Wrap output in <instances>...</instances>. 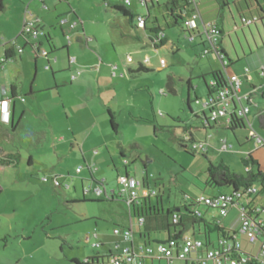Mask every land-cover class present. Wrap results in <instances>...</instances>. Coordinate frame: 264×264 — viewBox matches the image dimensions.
<instances>
[{"label":"rangeland","instance_id":"1","mask_svg":"<svg viewBox=\"0 0 264 264\" xmlns=\"http://www.w3.org/2000/svg\"><path fill=\"white\" fill-rule=\"evenodd\" d=\"M3 5L4 10L0 11V55H3L5 43L14 39L23 45L25 39L27 42H35L36 38L25 37L24 39L18 35L21 30V16L24 11L27 14L38 10L43 3L41 0H3ZM103 11V8H98L97 16H94L96 22L90 26L92 29L90 34H94V38L104 45L106 50L110 49L107 51V58L115 62L109 64L112 66L111 69L109 68V74L114 88L111 87L112 89H107L106 92L103 89L101 96L104 101L114 98L108 102V105L116 111L115 121L118 129L114 135L118 140H112L115 143H110L109 147L117 152L118 143H121L122 152H124L123 160L128 163L126 168L129 176L141 179L144 177V167L147 166L146 172L150 186L154 190H159L163 197L162 204L170 206L177 202L187 204L193 200L196 201L200 195H216L229 190L226 187L207 184L202 186L209 162L222 161L229 166L230 171L243 174L244 167L241 159L247 156L244 150L247 148L252 151L253 160L261 161L258 163L261 170L264 164V146L256 149L252 140L246 141L249 135L245 118H243L244 129L234 132L213 122L209 123L210 129H204L202 124L203 113L206 118L209 115L203 102L207 98L205 85L210 79V69L214 70L218 67L225 79L231 77V74L238 75L242 81L241 92L249 89V82L243 77L245 68L249 67L246 58L250 52L256 53V47H260L261 40L264 41V30L261 26L256 24L262 37L258 36L252 23L249 27L242 25L233 6H230L229 10L222 9L224 31L219 39L225 57L219 59L204 37L201 36V40L195 37L194 40L189 41L187 37H182L179 27H165L159 20L160 26L170 39L168 50L160 48L157 53H153L152 65L146 73L137 72L129 75L125 68L128 65L134 66L135 63L127 64L122 56L133 49L136 39L132 34L135 31L130 29L123 41L117 40L121 38L117 35L111 41L110 30L106 27L105 21L115 11H108L111 12L109 15L104 14ZM39 24L42 27L41 20ZM67 25H64V28ZM37 38L45 42L43 35ZM141 40L144 41V38ZM202 42H204L203 45ZM45 45H47L45 51H48L49 45L46 42ZM204 49L209 52L204 53ZM38 56L39 61L43 62L41 67L44 68L46 57L39 52ZM48 56L52 57V54L48 53ZM141 56L142 54L136 55L139 59ZM161 57L165 64L163 67ZM29 60L28 69L32 73L33 61ZM133 60L135 62V57ZM114 65L117 66L113 67ZM45 72L49 74L48 70ZM66 75L69 77V72ZM121 75L123 77H120ZM168 76L173 81L175 90L173 94L167 92L165 87ZM187 79L190 84L188 91ZM116 80L120 83H116ZM4 82L0 77V88L5 87V91L9 94V86ZM117 84L121 87L115 89ZM253 95L258 101L264 100V95L263 99L255 92ZM38 102H42V97ZM251 102L253 103L252 100ZM252 103H249L250 112L253 109ZM129 112H132L134 117H130ZM40 119L43 118L38 115L35 119L25 122L20 132V142L16 141L22 150H26L25 147L28 146V139L31 136L37 139L43 136L42 127H38L39 130L32 127L36 124L35 121ZM251 125L264 140V129L258 128L255 120H251ZM186 126L190 130L186 131L184 128ZM108 130L110 139H114L109 126ZM189 132L193 133L195 141H203L202 135L206 134V141H203L206 146L205 154L192 150L189 143L182 142L183 137ZM224 142L229 148L221 150ZM100 150L103 151V149ZM119 157V154L115 157L114 165L110 159H107L108 166L104 168L107 169L104 172L108 171L103 177L106 181L104 186L108 192L112 189L120 190L117 175L123 173V165ZM150 160L151 162L148 163ZM72 161L70 156L66 157V165L68 164L69 167L66 170L69 174L59 176L57 187L50 185V179L46 182L40 181L46 174L50 175L46 166L35 164L29 167L23 162L16 167H6L5 171L0 170V213L3 214H0V264H16V259L21 256V252L28 254L26 255L27 264H75L72 262V257L77 256L78 260L84 261L85 258L100 252L101 247L91 246L96 239L87 243L83 238L92 231L94 223H98L111 234L116 226L120 228L128 226V208L125 201L116 199L109 201V198L104 197L99 202L89 201L87 198L95 194L93 191L95 184L83 176L85 171L80 174L74 173L73 167L70 166ZM73 164L76 165V163ZM81 167L82 164L77 166L79 171ZM100 173L98 176L102 174ZM259 186L258 183L252 186L256 193L251 197L254 198V204L263 209L259 216L264 219V194L259 193ZM84 191H89L90 194ZM83 196L85 200H82ZM69 197H76L75 202L65 203V198ZM195 209L198 208L195 207ZM79 213L83 221L73 222L75 215ZM181 213L182 221L185 222L187 214L182 209ZM76 216L78 218V215ZM136 221L137 219L133 217L134 224ZM67 232L71 234L69 235L71 240L64 237V233ZM155 236V233L152 234L151 239ZM152 244L154 246V243ZM105 247L103 246V249ZM114 249H112L113 253ZM164 263L165 261H161V264ZM179 263L183 264L182 261Z\"/></svg>","mask_w":264,"mask_h":264},{"label":"crops","instance_id":"2","mask_svg":"<svg viewBox=\"0 0 264 264\" xmlns=\"http://www.w3.org/2000/svg\"><path fill=\"white\" fill-rule=\"evenodd\" d=\"M163 1L165 0H157L159 4ZM192 1L193 0H191V2ZM41 3H43L42 7H40L41 9L39 8L38 10L30 11L27 14L24 11V14H22L21 16V29L24 20L31 19L35 16L39 17L41 20L42 29L45 31L44 34L49 35L54 48L53 51L49 49L50 47L48 48V51H45L47 50V45H45L46 40L44 39L45 42H42L38 38H36L34 43L27 42L28 44H31L33 50L36 53L35 55L31 53V50L26 43H24V45L19 44L15 39V42L12 43L11 46L5 45L6 51H12L13 58L0 66V77L3 78V80L5 81L4 83L9 86L10 90V93L8 94V91H5V87L2 86L0 88V100L5 99L9 101L7 106V110L9 111V123H4V121L1 120L0 114V156L11 153H18L21 157L20 163L25 162V165L29 167L35 164L46 166V168H48L47 171L50 173V175H46L50 177L53 176L58 181L59 176L69 174V171L66 170L69 169L68 164L66 165V157L70 156L73 161L72 164L70 165L69 163V165L73 167L74 173L80 174L85 171L83 176H85L86 179H90L93 182L92 178L94 176L97 181H100V183H102L101 187L103 189V193L97 192L94 186L93 191L95 194H91V196L87 198L89 201L99 202L101 198H109V201H113L114 199H116L122 202L127 196L125 192H120L119 189L118 191L112 189L108 192L104 186L106 182L103 178L105 175L104 173H108V171L104 172L105 170H107L104 168L108 166L107 159H110V161L114 165V159L119 154V159L124 168L123 173L117 175V179L118 176L126 175L129 178H135V176H129V172L126 168V166H128V163L127 161L123 160L124 152H122L123 147L121 146V143H118L119 149L117 150V152L113 151L112 148L109 147L110 143L112 144L113 141L118 140V138H116L114 135V133H116L118 129L117 123L115 121L116 111H114L115 109L112 108L111 105H108V102L112 101L114 98H112L110 101H104V98H102L101 96V92L103 89L106 92L107 89H112L111 87L114 88L113 81H110L109 74V68L111 69L112 67L109 64H112L113 60L107 58V51H109L110 49L106 50V48H104V45H102L96 38H94V34H90L92 32L90 26L92 24H95L96 22L94 16H97L98 8H103V13L107 15L111 13L108 11H115L114 14H110L111 16L107 19V21H105L106 27L110 30L109 35L111 41L116 37V35L121 37L117 38V40L122 39L123 41V39H125V35L129 33L130 29L135 31L134 34H132V36L136 39L133 44V49L129 52H126L125 55L122 56L124 57L127 64L135 63L134 66L128 65L125 68L126 72L131 75L138 72L137 70H135V68L138 66H143L144 68L149 69L152 65L151 56L153 55V53H157L158 49L160 50L161 48L168 50V47L170 46V39L166 36L167 34L164 32L158 22L159 20H161V23L164 26L165 13L161 8H158L156 4H148L147 8L141 7L137 0H132L129 7H124L130 12L131 17L124 16L121 12L113 8V6L115 5L122 4L121 0H41ZM195 5L199 12V17L195 20L197 27L194 31L192 40H194L195 37L201 40V36H205L202 32L203 22H214L219 30L222 31L223 35L224 24L222 10H219L217 2L215 0H195ZM230 6H233L236 9L238 15L240 12L243 15L245 14V17L247 16V18H249L251 16V13L254 14L257 3L256 0H227V4L223 9L229 10ZM135 14L145 16L144 27H140L136 24L134 20ZM70 23H75L74 28L70 27ZM66 24L68 25L64 28V25ZM252 24L254 25V29L258 36H261L256 24H259L264 30V18L261 19L260 17H258V21H255ZM249 25L245 26L249 27ZM160 30L163 31V35L161 37L163 44L153 41L156 34L159 33ZM181 32L183 34L182 37H186L187 33L183 32L182 29ZM250 33L254 37L253 32L250 31ZM66 35L70 36L69 42L66 38ZM141 38H144L145 42L141 40ZM203 43L204 42H202V45ZM219 44L221 46V41H219ZM155 45L158 47L156 48ZM117 47H119V45H117ZM263 48L264 41L261 40L260 47H256V53L250 52L247 55L246 61L249 63V70H247L243 74L244 79L249 82V89L243 91L242 93L250 92L253 101V109L251 110V112L249 109L245 117L246 121H248V123L250 124L251 120H255V122L257 123L256 120L258 119V116L264 113V100L258 101L253 95V92L257 93L261 98L264 95V71L263 75H260V70H264ZM112 49L114 50V46H112ZM38 52L41 55L43 52L46 53L45 61L46 64H48L49 69H44L41 67L43 62L39 61ZM48 52L52 54V57L48 56ZM208 52L209 51L207 50L206 53ZM138 54H142L141 59L136 57V55L138 56ZM43 57L45 56L43 55ZM134 57L136 59L135 62L133 60ZM217 57L221 59L219 56ZM29 59H32L33 61L32 66L34 71L32 73L30 72V69H28V65L30 64ZM71 59L73 60V62L71 61ZM160 61L163 62L162 57L160 58ZM116 66L117 65H114L113 67ZM46 70L49 71V74L45 72ZM210 70L216 71L218 70V67L217 69ZM68 72L69 77H67L66 75V73ZM77 72H80L79 75L77 74L78 76H76ZM142 72L146 73L145 71H141L138 73ZM73 75L75 76V78H72ZM231 75L238 76L236 74ZM120 77L123 76L121 75ZM118 82L119 81H117L116 83ZM188 82L189 80L187 79V83ZM119 86L120 84H117V86H115V89H117ZM186 88L188 91L189 89L187 85ZM116 96L118 97V95ZM40 97H42L41 103L38 102ZM186 101L188 102V98ZM93 102H95L96 104H94ZM119 103L122 104L121 101H119ZM108 112L113 115V121L116 123V131H113L110 126ZM0 113H2L1 107ZM51 114L53 117L51 116ZM38 115H41L43 119H40L39 121L36 120V124H34L32 127L37 128V130H39L38 127H42L43 136L41 138L39 137L38 139L31 136L28 139V146L25 147L26 150L24 151L19 147L20 145L18 146V144H16V141L20 142V132L23 130L25 122L35 119ZM129 115L130 117H134L132 112H129ZM203 116H205L204 113ZM226 119L227 118H221L214 124L227 129ZM202 124L204 129H207V127L210 129L209 122L207 124L208 126L204 121ZM108 126L111 132H113L114 139H110L111 135L108 133ZM184 128L186 131L190 130V128H187V126ZM242 129L244 128L237 130ZM235 130H233V132ZM186 135L189 136V139L191 141H195L192 132H189V134ZM205 135H202V140L204 142L206 141ZM235 139L236 142H238L236 136ZM250 140H252L250 137H246V141ZM185 141L186 140H184L183 137L182 142L184 144L187 143ZM257 148L260 147L256 146V149ZM100 149H103V151H101ZM244 150L247 155L252 158V151L247 148ZM254 161L257 164L261 162L258 159H255ZM149 162H151V160L148 161V163ZM73 163H76V165H74ZM81 164L82 167L80 168V171L76 172L75 169ZM146 167L147 166H145L143 170L144 177L135 180L141 181L143 188H152L149 184V176L146 172ZM5 169L6 167H3L0 164V170L5 171ZM258 169L260 170L259 164ZM245 170L246 169L244 168L243 171ZM260 171L264 173V164ZM99 172H101L103 175L100 173L101 175L98 176ZM204 184L206 185V179L204 180L202 186ZM50 185H52L51 179ZM142 187L139 190L140 195H142ZM155 191L156 194L154 196H149L147 198L145 197L143 200H141V208L145 211L151 210L152 212H164L167 209H172V212L179 214L180 222L187 228L185 231H183L184 235H189L191 237L202 240L203 237L200 236V234H202V232L204 231L202 222L209 224L210 227L217 226L218 228L234 231L237 228L238 210L237 206L234 204H231L229 206L227 214L225 216H221L217 213V209L209 208L202 205L201 203L194 202L192 203V210H195L200 214L202 222H200L198 219H195V223L190 225L191 217L187 214L185 222L182 221L183 216L181 213V209L178 208L181 205L187 206L190 203L186 204L184 202H177L176 204L173 203L170 206H164L162 204L163 197L161 196L159 190ZM87 192L88 194H90L89 191H84V193ZM65 193L66 192H64V194ZM96 194H102L103 196ZM253 199V197H249V204L251 206L254 205ZM74 200H76V197L65 198V203L71 204L75 202ZM239 202H242V204L244 203L243 200L238 201L237 203ZM195 207H197L198 209H195ZM127 208L128 226L126 225L125 227L123 226L121 228L130 226L133 231L137 233H134L133 238L130 241L126 242L118 238L117 236H114L113 233L111 234L109 231H107V229L102 228L100 225H98V223H94L93 228H91L92 231L85 235V237H89V242H91L92 239H96V241L93 242L100 243V252H98V254H95L94 256L100 255L101 257L109 253L119 254L121 249H123L124 247H130L131 250L138 253L139 249H141L144 244H150V246H153L152 243L156 245L157 243L164 242L166 241V239H168V237H171L174 233H177L180 230V227H178L177 229L168 230L161 229L139 236L138 233H141L143 231L142 226L138 223V221H136V224H134V215H132L131 209L128 206ZM80 213L76 214L78 215V218L75 215L76 218L73 219V222L83 221ZM151 220L154 221V219ZM150 225H152L151 222ZM154 233L156 234V236L151 239V235ZM69 235L71 234H68V232L64 233V237L71 240ZM85 237H83L84 242H86ZM210 239L214 241L216 239L215 234H212ZM242 244L245 249L250 250L256 248L250 247V245L245 243L244 240L242 241ZM103 246L106 247L103 249ZM21 248L23 247L21 246ZM113 248H115L114 253L112 251ZM190 254L193 256L195 254V251H191ZM26 255H28L26 252H21V256H18L15 263L27 264L28 261L26 260ZM72 258L78 260L77 256ZM161 261L165 260L146 258L144 259V264H161ZM180 261L183 262V260L174 258L173 263L181 264L179 263ZM164 264H166V261ZM183 264L185 263L183 262Z\"/></svg>","mask_w":264,"mask_h":264},{"label":"built area","instance_id":"3","mask_svg":"<svg viewBox=\"0 0 264 264\" xmlns=\"http://www.w3.org/2000/svg\"><path fill=\"white\" fill-rule=\"evenodd\" d=\"M150 0H137L141 7H145L146 2ZM131 0H121V3L124 6H128ZM194 7V11L183 21V27L186 30L193 31L196 29L197 25L195 20L199 17V12L195 5V0L191 2ZM254 18H242L240 22L244 25L251 24L254 21ZM136 24L140 27L144 25V18L142 15L138 14L134 17ZM40 18L35 16L31 19L24 20L21 32L26 38H37L39 35L44 34V30L39 24ZM75 24L71 23L70 27H74ZM202 32L205 35L206 41L213 48V45L216 42L217 37L219 36V28L214 22H203L202 23ZM163 33L159 32L156 34L155 39L153 40L156 43H159ZM194 33H187L186 37L191 41L193 39ZM68 42L70 41V36H66ZM15 41H11L14 43ZM207 50L204 49V53ZM42 55H46L45 52ZM4 60V56L0 55V62ZM73 62V60L71 59ZM165 64L162 62V67ZM45 69L48 67L45 66ZM249 70L247 67L244 72ZM263 69L260 70V75H263ZM226 86L222 88H217L215 92L207 96L205 102H203L204 108L208 110V118L206 122L216 123L218 119L227 118V124L229 119L234 114L238 118L243 119L246 117V114L249 110V103H252L250 92L242 93L240 86L242 84L238 76H231L226 79ZM210 84H214L213 81H210ZM9 101L0 100L1 107V120L4 123H9V111L7 110ZM248 129V137L252 139L256 146H264V140L261 136L256 133L250 123L246 121ZM187 143H189L190 148L194 151H198L202 154L206 152V146L203 141H191L189 136L184 137ZM229 146L225 144L222 145V149L226 150ZM246 170L248 168H245ZM76 172L79 171V168L75 169ZM51 179L52 185L54 187L59 186L58 180L55 177L43 176L40 180L41 182H46ZM118 183L120 186V192H125L127 194L124 199L125 203L129 208L133 205L139 204L142 197H148L155 195V191L148 188L142 187V182L135 180V178H129L127 176H118ZM101 183L98 182V186L95 188L97 192H101ZM142 187V195L139 194V190ZM255 193V190L248 186L244 189L234 191H229L226 193L216 194V195H200L197 198L198 203H201L204 206L217 209L221 216L227 214L228 208L231 204L237 206L238 210V224L236 228V235L229 237H220L217 241L215 247H211L198 253L203 249L204 243L200 239H195L190 236H182L181 241L177 242L176 240L170 239L165 242L158 243L155 248L146 246L139 250L138 253L131 250L130 247H124L121 249L119 254H114L110 259L111 264H144L143 259L145 258H157L164 259L166 264H174V258L183 260L185 264H264V236L260 237L259 228L264 224V219L259 216V213L263 209H259L257 205H253L250 210H246L244 206L249 202V197ZM121 194V193H120ZM243 200L242 202L237 203L238 201ZM177 215L173 214V221L176 220ZM139 224L142 223L143 219L141 217L137 218ZM114 235L120 237L123 241H129L132 238V228L129 226L127 228L115 227L112 232ZM242 238V239H241ZM249 244L250 247H256L255 249H245L243 247L242 241ZM85 241L89 242V237H85ZM92 247L98 248L100 246L99 242H93ZM191 251H195V254L192 256ZM235 255V256H234Z\"/></svg>","mask_w":264,"mask_h":264},{"label":"trees","instance_id":"4","mask_svg":"<svg viewBox=\"0 0 264 264\" xmlns=\"http://www.w3.org/2000/svg\"><path fill=\"white\" fill-rule=\"evenodd\" d=\"M215 1L217 2V5L219 6V10H222L227 4V0H215ZM256 3H257V6H256L255 12H254V14L251 13V16L249 17V18L255 17L254 21H252L251 23L258 21V17H260L261 19L264 18V0H256ZM130 4H131V2H130ZM130 4L128 6H124V4H118V5L113 6V8L115 10L121 12L124 16L131 17L130 12L124 8V7H129ZM148 4L149 5L150 4L151 5L156 4L157 7L161 8L162 11L165 13L164 14L165 15V17H164V19H165L164 26L165 27H172V26L173 27H179L185 33H194L195 30L189 32V30H186L183 27L184 19H186L194 11L193 4L191 3V0H165L160 4L157 2V0L156 1L150 0V1L146 2L145 8H147ZM3 8H4L3 0H0V11H2ZM136 15H138V14H135V17H136ZM142 16H143V18L145 17L144 15H142ZM239 17H240V19L247 18L240 12H239ZM144 26H145V18H144L143 27ZM71 28H74V27H71ZM159 32H163V31L160 30ZM219 32H220V34L217 37L215 44L213 45V49L215 50L217 56H219L220 58L221 57L223 58V57H225V54H224L225 52L223 51V49L221 48V46L219 44V41H220L219 37L222 36V31L219 30ZM18 35L25 39L21 30L19 31ZM43 37L46 40L47 44L49 45V47H50L49 49H51V51H53L54 45L51 43L49 35L43 34ZM25 43L30 48L31 53L33 55H35L36 54L35 51L33 50L31 44L27 43L26 39H25ZM160 43L163 44L162 40H160ZM5 45L11 46L12 43H11V41L6 42ZM157 47L158 46H156V48ZM3 56H4V60L2 62H0V66H2V64H4L5 62H7L8 60H11L13 58L12 51L11 50L6 51V49L4 48ZM45 57H46V55H45ZM229 62L231 63L230 60H229ZM45 66H47L48 67L47 69H49L48 64H46ZM135 70H137L138 72L149 71V69L144 68L143 66H138L135 68ZM77 74H79V72L76 73V76H77ZM209 75H210L209 81H213L214 84H209V82H207V83L205 82L206 83L205 88L207 91V96L213 94L217 88H220V87L222 88L223 86H226V84H227L226 79L224 78V76L220 70L211 71L209 73ZM72 78H75V76H72ZM189 85L190 84L188 82L187 83L188 89L190 88ZM165 87L167 89V92H171V94H173L175 92V90L173 88V81H172L170 76H168V78H167V82L165 84ZM108 114H109L108 117H109L110 126H111L113 131H116V123L113 121V117H112L113 115L110 112H108ZM206 119L207 118L205 116H203V121L207 125L208 123L206 122ZM242 120L243 119H240L236 115L233 114L231 116V118L229 119V122L227 124V129L233 131L235 129L237 130V129L244 128V123ZM256 121H257V125L259 128H264V113L260 114ZM207 129H209V128L207 127ZM20 162H21V157L18 153H11V154L0 156V164L3 167H7V166L8 167H15ZM241 163H242L244 168H248L247 170L244 171V174H235L234 172L230 171V168L226 164H224L222 161H220V162L218 161L216 163L209 162L208 168H206V171H205L206 184L210 185V186L226 187L229 189V191L236 192L237 190L244 189L248 186L252 187L255 183H258L260 185L259 186V193L264 194V173L258 169V164L254 160H252V158L249 155H247L245 158H242ZM91 174H92V172H91ZM92 180H93V183L95 184V188H96L98 186V182H100V181H97L94 176H93ZM148 189H152V188H148ZM152 190L155 191L154 189H152ZM0 191H1V189H0ZM101 192L103 193V189ZM255 193H256V191H255ZM155 194H156V191H155ZM219 194H221V192ZM144 198L145 197H142L141 200H143ZM82 200H85V199L83 198ZM141 200H140L139 204L133 205L130 208L131 213H132V215H134L135 218L141 217L143 219L142 223L140 224L142 226L143 231L141 233H138V235L142 236V235H145L147 233L155 232V231H158L161 229H167L168 230V229H177L178 227H180V230L177 233H174L171 237H168V239H166V241L173 239V240H176L177 242H180L181 237L184 235L183 231H185L187 228L185 227L184 224H182L180 222L179 214L172 212V209H170V210L167 209L164 212H152L151 210L145 211L144 209L141 208V205H140ZM196 201L193 200L187 206L181 205L178 207L179 209H182L184 211V213L188 214L191 217L190 225L195 223V219H198L200 222H202L200 214L197 211L192 210L193 209L192 203H194V202L196 203ZM252 206L248 203L244 206V208L246 210H250V209H252L251 208ZM206 207H208V206H206ZM259 209H262V208H259ZM173 214L177 215L175 221H173V219H172ZM151 219H154V221ZM150 222L152 225H150ZM147 223H148V225H147ZM155 224H156V226H155ZM202 224L204 227V231L202 232V234H200V236L203 237V239L200 241H202L204 243V245H203V249L201 251H198V253H200V254L202 253V251H204L206 249H209L211 247H215L217 245V241L220 237L232 238V236L236 235V233H237L236 230L234 231V230H229V229L218 228L217 226H214V227L211 226L210 227L209 224L204 223V222H202ZM259 230H260L259 236L263 237L264 236V224L259 228ZM132 231H133V229H132ZM133 234H134V231L132 233V238H133ZM212 234H215V236H216V239L214 241L210 239ZM184 236H186V235H184ZM187 236H189V235H187ZM192 238H194V237H192ZM195 239H198V238H195ZM156 245L150 246V244H144V246H142L141 249L146 247V246H150V247L155 248ZM113 255L114 254H110V253L105 255V256H101V257H100V255L99 256L96 255L93 257L86 258L84 261L72 259V262L75 264H111L110 259L113 257ZM148 258H150V257H148ZM150 259H152V258H150ZM143 262H144V259H143Z\"/></svg>","mask_w":264,"mask_h":264}]
</instances>
